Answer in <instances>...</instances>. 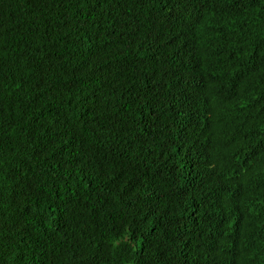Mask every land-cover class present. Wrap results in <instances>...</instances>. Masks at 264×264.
<instances>
[{
	"label": "trees",
	"instance_id": "1",
	"mask_svg": "<svg viewBox=\"0 0 264 264\" xmlns=\"http://www.w3.org/2000/svg\"><path fill=\"white\" fill-rule=\"evenodd\" d=\"M190 1L181 13L187 0H0V264H93L99 248L108 264H124L137 230L139 255L153 254L182 212L170 204L162 230L143 224L161 211L145 208L147 199L168 204L148 181L157 170L152 137L198 140L203 169L224 181L234 174V145L250 150L264 139V0ZM238 11L249 21L233 38L224 29ZM174 14L209 50L187 46L181 32L176 55L143 67L137 37L167 32L157 20ZM206 62L214 70L197 89L152 75L190 78L192 64ZM182 101L199 111L205 141L183 121L160 130L158 113ZM135 158L150 160L139 174ZM229 189L239 216L216 213L211 233L239 264H264L260 188Z\"/></svg>",
	"mask_w": 264,
	"mask_h": 264
},
{
	"label": "clouds",
	"instance_id": "2",
	"mask_svg": "<svg viewBox=\"0 0 264 264\" xmlns=\"http://www.w3.org/2000/svg\"><path fill=\"white\" fill-rule=\"evenodd\" d=\"M188 8H193L190 0L182 7L181 13H186ZM244 9V8H243ZM235 27L231 30L224 29L233 37L235 29H242L249 21L240 11L231 15ZM159 25L167 27V32L148 33L137 38L141 39L140 49L133 51L137 62L145 68H157L161 59L176 55L180 51L178 46V35L183 32L186 35L187 46L196 47L202 50H209L203 43L202 32L186 31L181 20L176 14L159 18ZM234 38V37H233ZM185 49L181 55L185 56V70L189 66ZM206 62L203 66L197 63L192 64L191 77L187 78L182 73L173 70L160 73L156 80H167L176 76L173 85L186 82L191 88H199L204 80V74L208 70ZM184 70V71H185ZM235 74L236 71H231ZM241 76V75H240ZM202 80V82H201ZM187 91V90H186ZM154 105L151 106L153 109ZM161 116L160 130L167 124H174L183 121L191 130L197 131L201 140H206V134L201 129L199 111L193 108L188 101H182L177 108L158 113ZM160 135V134H159ZM161 137V138H160ZM152 137L151 159L156 164V173L148 177V181L154 193L159 195L163 202H152L147 199L146 206L151 204L160 208V213L155 220L146 217L143 224L150 230H162L170 216V204L175 205L182 212L181 221L177 228L171 233L168 240L161 239L154 242V253L141 257L139 254L144 247V239L138 238V230L135 237L128 239L132 246L130 255L124 264H239L227 251L225 244L218 232L211 233L212 219L216 213L224 218L235 219L239 216V209L235 200L228 199L229 185L234 184L236 190L241 191V185L250 189L260 188L258 197L264 203V139H256L250 150L234 145V167L233 177H226V181L207 173L200 164V156L203 147L198 140L190 143L164 142L160 135ZM206 138V139H205ZM258 156L262 157L258 165ZM149 159L144 163L137 158L133 162L136 174L149 164ZM147 163V164H146ZM258 217V216H257ZM156 221L162 225H157ZM240 228V226H238ZM238 228L229 226L227 231L230 236H236ZM233 241V240H232ZM231 241V242H232ZM234 242V241H233ZM232 242V243H233ZM103 248L94 250L91 255L93 264H108L109 258Z\"/></svg>",
	"mask_w": 264,
	"mask_h": 264
},
{
	"label": "bare ground",
	"instance_id": "3",
	"mask_svg": "<svg viewBox=\"0 0 264 264\" xmlns=\"http://www.w3.org/2000/svg\"><path fill=\"white\" fill-rule=\"evenodd\" d=\"M187 141V140H186Z\"/></svg>",
	"mask_w": 264,
	"mask_h": 264
}]
</instances>
